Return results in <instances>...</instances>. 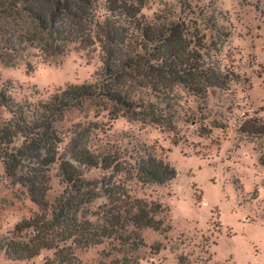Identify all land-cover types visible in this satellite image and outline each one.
Instances as JSON below:
<instances>
[{
    "label": "rangeland",
    "instance_id": "374dc122",
    "mask_svg": "<svg viewBox=\"0 0 264 264\" xmlns=\"http://www.w3.org/2000/svg\"><path fill=\"white\" fill-rule=\"evenodd\" d=\"M141 12L150 22L184 24L191 45L224 78L223 85L199 96L187 87H174L167 96L175 111L172 131L122 114L112 121V103L103 97L84 100L55 123L62 143L58 160L46 173L45 199L51 205L62 194L59 165L68 161L100 195L86 208L95 212L107 202L99 183L112 171L80 165L73 153L95 154L108 144L122 153L126 169L150 153L175 170L172 181L144 184L125 172L114 178L131 196L163 209L157 216L162 229L141 232L143 245L131 254L135 264H176L180 257L191 264H264V135L241 131L244 123L251 130L253 121H264V0H146ZM31 53L34 57L16 58L13 64L0 62V89L16 102H36L66 85L100 80L97 52L71 50L54 63H42L36 51ZM137 92L152 103L163 97L145 88ZM9 118L0 107V123ZM19 177H8L0 161V240L38 212ZM116 248L106 241L74 249L73 264H118L122 255ZM52 258L50 250L30 260L0 252V264H44Z\"/></svg>",
    "mask_w": 264,
    "mask_h": 264
},
{
    "label": "trees",
    "instance_id": "16d2710c",
    "mask_svg": "<svg viewBox=\"0 0 264 264\" xmlns=\"http://www.w3.org/2000/svg\"><path fill=\"white\" fill-rule=\"evenodd\" d=\"M145 2L0 1V62L13 64L36 51L35 57L42 63H54L71 50H78L97 52L101 64L96 75L99 81L66 85L36 102H16L6 89H0V107L10 115L8 121L0 123V161L8 177L20 174L19 181L38 208L37 213L15 225L9 238L0 240V252L8 258L30 260L42 250H50L53 258L44 264H73L74 249L109 241L116 243L122 255L118 264H135L131 254L143 245L141 232L162 229L163 223L157 219L163 212L159 204L133 197L123 185L114 183L115 176L122 172L144 184L165 185L172 181L175 170L150 153L136 158L129 169L119 149L108 144L95 154L87 150L73 153L80 165L112 171L99 183L107 202L95 212L88 213L86 208L100 195L68 161L59 165L65 185L62 194L51 205L45 199L49 184L46 173L58 160L57 146L62 143L55 123L84 100L103 97L112 103V121L122 114L172 131L175 111L167 96L174 87H187L199 96L223 85L224 78L204 62L198 47L191 45L185 25L163 19L147 21L141 12ZM138 88L161 92L163 97H156L154 103L144 101ZM246 126L242 125V133L264 135V121H253L251 130ZM18 139L20 145L16 146ZM176 264L191 263L180 257Z\"/></svg>",
    "mask_w": 264,
    "mask_h": 264
}]
</instances>
